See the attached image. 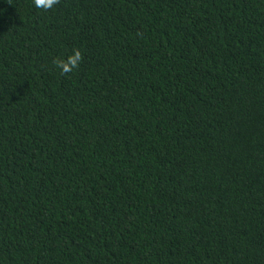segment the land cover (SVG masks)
Listing matches in <instances>:
<instances>
[{
  "label": "trees",
  "instance_id": "obj_1",
  "mask_svg": "<svg viewBox=\"0 0 264 264\" xmlns=\"http://www.w3.org/2000/svg\"><path fill=\"white\" fill-rule=\"evenodd\" d=\"M0 264H264V0H0Z\"/></svg>",
  "mask_w": 264,
  "mask_h": 264
},
{
  "label": "clouds",
  "instance_id": "obj_2",
  "mask_svg": "<svg viewBox=\"0 0 264 264\" xmlns=\"http://www.w3.org/2000/svg\"><path fill=\"white\" fill-rule=\"evenodd\" d=\"M34 6L37 9L45 11L51 10L58 4V0H33ZM82 61V53L78 49H74L66 58L57 62V67L62 74L73 72L77 69Z\"/></svg>",
  "mask_w": 264,
  "mask_h": 264
}]
</instances>
